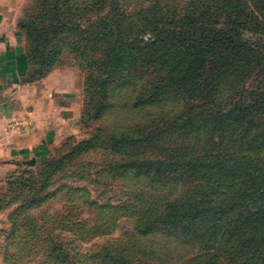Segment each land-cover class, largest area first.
Segmentation results:
<instances>
[{
	"label": "trees",
	"instance_id": "trees-1",
	"mask_svg": "<svg viewBox=\"0 0 264 264\" xmlns=\"http://www.w3.org/2000/svg\"><path fill=\"white\" fill-rule=\"evenodd\" d=\"M33 1L18 22L26 39L25 82L46 76L62 64L65 53L74 59L67 65H92L93 72L101 60L99 54H89L86 47L90 44L99 50L102 45L99 53L106 60L101 67L107 76L84 79L88 100H83V122L93 117L86 106L92 97L89 87L96 82L100 89L106 88L119 76L122 82H136L137 65L138 70L142 66L164 67L166 73L162 82L145 93V101L172 93L190 106V116L178 117L174 124L179 127H171L189 143L178 155L181 162L159 156L130 161L150 176H162L178 162L180 175L193 177L189 186L182 187V193L175 192L162 202L159 212L143 216L139 233L146 235L156 227H170L176 239H183L191 250V256L181 264H264V40L255 38L251 42L241 37L244 31L254 35L264 32V0H249L251 7L246 14L234 8L236 5H222L225 13L221 24L225 26L214 32H209L213 26L205 29L202 17L194 26V15L188 14L184 17L189 21L180 27L182 16L159 14L157 0L151 1L149 11H142L148 5L138 8L141 18L135 12L116 15L120 11L116 8L101 22L87 26L80 22L72 0ZM217 23L215 20L213 25ZM200 27L208 32L205 36L195 34L202 31ZM252 69H257L255 75L262 78L259 84L248 86L244 77ZM141 75L142 70L139 78ZM89 80L92 85H88ZM224 91L225 96H218ZM181 95H187L189 101ZM235 101L240 108L227 110ZM172 131L156 127L152 142L162 143ZM126 140L123 133L109 138L120 147ZM207 144L220 148L212 154L209 147L203 150ZM94 145L93 138L82 139L68 155ZM114 257L125 264L129 261L122 253Z\"/></svg>",
	"mask_w": 264,
	"mask_h": 264
},
{
	"label": "rangeland",
	"instance_id": "rangeland-1",
	"mask_svg": "<svg viewBox=\"0 0 264 264\" xmlns=\"http://www.w3.org/2000/svg\"><path fill=\"white\" fill-rule=\"evenodd\" d=\"M72 1L84 26L101 22L116 8L120 10L116 15L135 12L141 18L138 8L148 5L142 11H149L153 5L152 0H111V5L110 0ZM157 1L161 6L159 14L182 16L180 27L184 28L189 21L185 20V14L194 15V26H198L202 17L205 29L213 26L209 32L225 26L221 24L225 13L222 5H236L234 8L244 10L245 14L251 7L249 0ZM32 3L33 0L28 1L25 9ZM146 16L149 14L143 17ZM200 29L195 34L208 33ZM241 37L251 42L255 38L264 40V32L254 35L244 31ZM101 47V44L99 50L90 44L86 47L89 54H99L101 60L93 72L92 65L89 68L72 65L81 92L76 131L52 147L43 159L31 156L35 159L33 165H28L30 158L0 160V264H125L114 257L117 253L129 257L127 264H181L191 256L184 240L178 241L170 227L159 226L146 235H141L138 228L145 214L159 212L162 202L175 192L182 193V187L189 186L193 177L181 176L178 162L162 176L143 174L130 163L135 158L158 156L170 162L181 160L178 155L189 143L172 129L179 127L174 124L178 117L190 116V106L172 93L145 101V93L162 82L166 73L164 67L142 66L138 70L137 65L136 82H122L119 76L110 80L106 88L100 89L96 82L89 87L92 97L86 106L93 117L83 122V100L85 97L88 100L84 79L94 81L107 76L101 67L106 60L99 53ZM73 60L65 53L59 66L70 67L67 64ZM256 70L244 77L246 85L259 84L262 77L255 75ZM229 83L235 85L231 78ZM88 85H92L90 80ZM225 94L218 92V96ZM181 96L188 100L187 95ZM234 108H240L237 101L227 110ZM156 127L163 132L170 130L172 135L162 143L152 142ZM119 133L126 134L125 146L109 142L111 135ZM91 138L94 146L68 155L73 145ZM208 147L211 153L220 148L207 144L203 150Z\"/></svg>",
	"mask_w": 264,
	"mask_h": 264
},
{
	"label": "crops",
	"instance_id": "crops-1",
	"mask_svg": "<svg viewBox=\"0 0 264 264\" xmlns=\"http://www.w3.org/2000/svg\"><path fill=\"white\" fill-rule=\"evenodd\" d=\"M28 1L0 0V160L43 159L76 131L81 109L72 66H56L39 80L24 81L26 39L18 22Z\"/></svg>",
	"mask_w": 264,
	"mask_h": 264
},
{
	"label": "water",
	"instance_id": "water-1",
	"mask_svg": "<svg viewBox=\"0 0 264 264\" xmlns=\"http://www.w3.org/2000/svg\"><path fill=\"white\" fill-rule=\"evenodd\" d=\"M28 161V165H33L35 163V159L34 158H30Z\"/></svg>",
	"mask_w": 264,
	"mask_h": 264
}]
</instances>
